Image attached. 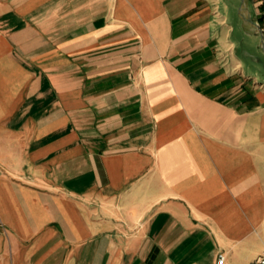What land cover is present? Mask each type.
<instances>
[{"label":"crops","instance_id":"0c3cea01","mask_svg":"<svg viewBox=\"0 0 264 264\" xmlns=\"http://www.w3.org/2000/svg\"><path fill=\"white\" fill-rule=\"evenodd\" d=\"M261 26L257 0H0V264H252Z\"/></svg>","mask_w":264,"mask_h":264},{"label":"built area","instance_id":"2783aa9c","mask_svg":"<svg viewBox=\"0 0 264 264\" xmlns=\"http://www.w3.org/2000/svg\"><path fill=\"white\" fill-rule=\"evenodd\" d=\"M257 4L259 7V19L262 22V26L260 27V31L264 34V0H257ZM214 264H226L225 256L223 254H219ZM252 264H264V251L254 260Z\"/></svg>","mask_w":264,"mask_h":264}]
</instances>
